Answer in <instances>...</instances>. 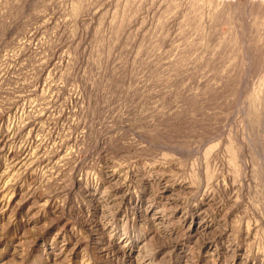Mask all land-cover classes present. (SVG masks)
Wrapping results in <instances>:
<instances>
[{"label":"rangeland","instance_id":"1","mask_svg":"<svg viewBox=\"0 0 264 264\" xmlns=\"http://www.w3.org/2000/svg\"><path fill=\"white\" fill-rule=\"evenodd\" d=\"M0 264H264V0H0Z\"/></svg>","mask_w":264,"mask_h":264}]
</instances>
